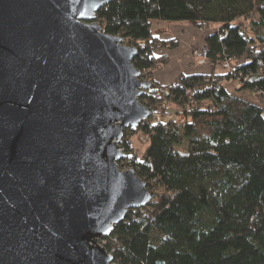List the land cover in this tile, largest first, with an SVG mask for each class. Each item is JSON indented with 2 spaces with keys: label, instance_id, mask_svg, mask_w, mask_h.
I'll return each mask as SVG.
<instances>
[{
  "label": "water",
  "instance_id": "obj_1",
  "mask_svg": "<svg viewBox=\"0 0 264 264\" xmlns=\"http://www.w3.org/2000/svg\"><path fill=\"white\" fill-rule=\"evenodd\" d=\"M113 0H0V264H120L100 239L154 199L121 140L157 105Z\"/></svg>",
  "mask_w": 264,
  "mask_h": 264
},
{
  "label": "trees",
  "instance_id": "obj_2",
  "mask_svg": "<svg viewBox=\"0 0 264 264\" xmlns=\"http://www.w3.org/2000/svg\"><path fill=\"white\" fill-rule=\"evenodd\" d=\"M97 12L108 33L138 47L133 62L147 79L179 43L155 35L152 20L213 26L204 39L211 71L181 72L169 84L152 77L159 90L139 97L158 113L124 130L121 143L133 155L123 161L156 196L113 228L114 260L264 264V101L243 96L264 94V0H113ZM226 57L231 71L216 72ZM219 79L244 83L231 89ZM140 131L149 140L141 159L130 138Z\"/></svg>",
  "mask_w": 264,
  "mask_h": 264
},
{
  "label": "rangeland",
  "instance_id": "obj_3",
  "mask_svg": "<svg viewBox=\"0 0 264 264\" xmlns=\"http://www.w3.org/2000/svg\"><path fill=\"white\" fill-rule=\"evenodd\" d=\"M152 21H153L152 30L154 33L158 32V30H161V31H163L160 34L161 36H163L165 38L177 37L179 43H178V45L174 46L173 48H169V50L166 51L165 59L167 61L162 63V64H159V66L157 68L151 70V78L153 77V74L156 73V71L161 70L162 68H164L165 66L170 64L171 59H175V61H178L179 63H181L182 59H185V58H188V60L191 61V56H190L191 54H193V60H192V63L190 65H192V64L198 65L199 66L198 69L202 70V71L206 70V69H203L200 67L210 66L209 71H211V65L208 61L203 62V64H202V63L198 62V59L194 55V50L201 48L202 45L205 44V40L203 42L202 41L198 42L197 35H195L194 33H196V34L200 33V35L206 36V34L212 32L213 26L212 27L211 26H205L204 28L199 29L193 25L192 21H187V20H179V21L168 20V21H166V20L157 19V20H152ZM195 37H196V39L193 40L192 38H195ZM215 70H216V72L220 71L221 73L228 72V71H226V69L223 68V65L217 66L215 68ZM226 83L228 84L227 87L230 86L231 89H232V87L236 86V84L238 85L237 80H233V81L227 80ZM243 96H245V97H247L253 101H261V102L264 101L263 97L262 98L260 97L259 100H257V98H255L254 95L249 94V92H245V94H243ZM164 101L165 100H163V102H162L163 106H170L172 111L182 110V109H180L181 107L177 106L176 104L172 103V105H171L170 101H165V102ZM171 109H169V110H171ZM177 115L178 114L174 112V113H171L170 117L171 118L174 116L177 117ZM181 115H183V114L181 113ZM130 138L132 141V147H133L134 154L137 155V157L142 158V156L146 152L145 151L146 147L148 146L149 140L147 139L148 138L147 135L143 134L140 131V132H137L136 134L132 135ZM121 160H122V163L124 164L122 168L127 169V168L132 166V165L130 166L128 162L123 161V159H121Z\"/></svg>",
  "mask_w": 264,
  "mask_h": 264
},
{
  "label": "crops",
  "instance_id": "obj_4",
  "mask_svg": "<svg viewBox=\"0 0 264 264\" xmlns=\"http://www.w3.org/2000/svg\"><path fill=\"white\" fill-rule=\"evenodd\" d=\"M161 29V28H160ZM161 30H158V32H155V35L160 36L162 38H165L161 36ZM197 35V40L199 41H204V38L206 37L205 35H200V33L196 34ZM167 39V38H166ZM193 40L196 39L192 38ZM201 42V43H202ZM193 45V44H192ZM191 56V61L188 60V58L182 59V62L179 63L178 61H175V59L170 60V64L162 68L161 70L156 71V73L153 74V78L160 84H169L171 83L172 80H174L181 72H186V73H192V72H204V71H209L210 66H203L200 68L206 69V70H199L198 65H190L193 60V54ZM178 60V59H177Z\"/></svg>",
  "mask_w": 264,
  "mask_h": 264
},
{
  "label": "built area",
  "instance_id": "obj_5",
  "mask_svg": "<svg viewBox=\"0 0 264 264\" xmlns=\"http://www.w3.org/2000/svg\"><path fill=\"white\" fill-rule=\"evenodd\" d=\"M194 55L198 59V62L203 64V62H206L208 60V56H209L208 47L205 44L202 45L201 48L194 50ZM233 65H234V60L231 57H226L224 59L223 68L226 69V71L230 72ZM145 72L146 71H141V75H140L141 78L146 79V80L151 79L150 77L147 79L146 75H144ZM226 81H227V79H225V80L219 79V83L223 86H225V85L228 86ZM238 82H240V79L238 80ZM243 83L244 82L241 81L240 84H238V85H242ZM155 95H156V97H158L157 93H155ZM262 97L264 98V94L262 95ZM161 102H163V100ZM148 144H149V141H148ZM123 159H125V158H123ZM139 159H141V157H139ZM99 241H100L101 246H104L107 249V251H109L110 254H112V255L114 254V252H115L114 251L115 250L114 242L118 241L115 237L112 238L111 234H110V235L103 236Z\"/></svg>",
  "mask_w": 264,
  "mask_h": 264
}]
</instances>
